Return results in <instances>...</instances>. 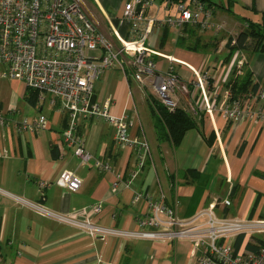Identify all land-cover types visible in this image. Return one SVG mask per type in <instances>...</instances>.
<instances>
[{
    "label": "crops",
    "instance_id": "obj_1",
    "mask_svg": "<svg viewBox=\"0 0 264 264\" xmlns=\"http://www.w3.org/2000/svg\"><path fill=\"white\" fill-rule=\"evenodd\" d=\"M90 2L101 18L97 19L100 29L117 47L121 42L113 29L122 40L137 38L130 25L122 22L124 0ZM178 4L153 0L145 16L162 19L178 15ZM261 12L264 0H232L230 10L217 7L210 22L222 24L224 36L215 26L206 29L199 25L194 31L190 22L180 27L155 24L145 42L154 52L150 57L157 72L164 73L174 65L179 81L189 83L190 68L205 71L219 62L218 109L226 104L225 92L229 90L224 85L233 65L247 63L244 67L249 68L253 80L264 86L263 52L236 50L225 64V48H221L227 37L243 27L242 16L257 18ZM177 96L180 108L202 120L199 129L188 130L174 147L166 135H159L151 105L128 69H106L95 80L93 100H109L112 115L125 114L132 121L130 137L145 138L150 145L151 158L130 180L138 148L118 147L113 124L101 117L78 120L76 133L90 155L83 161L71 148L60 151L56 146L66 127L59 101L51 104V96L45 94L43 101L31 105L24 98L22 82L1 79L0 113L7 121L0 127V264H195L189 256L188 239L91 235L85 227L43 215L19 198L69 218L126 231L138 229L139 219L147 213L145 200L132 201L136 191L153 197L163 192L180 219H188L214 199L224 197L230 205L215 204L217 216L264 218V120L245 117L236 122L219 111L210 118L202 110L188 109L185 95L177 92ZM40 114L47 119L46 128H23V123L32 124ZM97 160L109 164L110 170L97 167ZM64 170L81 180L78 190L57 183ZM117 174L122 175V181L114 189ZM251 240L243 235L239 251Z\"/></svg>",
    "mask_w": 264,
    "mask_h": 264
},
{
    "label": "built area",
    "instance_id": "obj_2",
    "mask_svg": "<svg viewBox=\"0 0 264 264\" xmlns=\"http://www.w3.org/2000/svg\"><path fill=\"white\" fill-rule=\"evenodd\" d=\"M152 3L153 0H124L122 22L130 25V32L137 38L122 40L113 29L121 42L117 47L111 36L100 29L98 20L84 0H0V80L17 79L25 87L38 90V103L44 100L45 94L51 96V104L58 100L59 108L67 115V124L56 146L60 151L65 147L71 148L83 161H88L90 155L83 138L76 133L78 120L81 117H101L113 124L114 140L118 147L138 148L130 180L135 179L145 167L151 158V149L145 138L130 137L132 121L125 114L112 115L109 100L103 103L93 100L94 82L106 69L119 68L124 72L128 69L129 76L140 90L146 93L150 89L154 97L170 111L179 107L178 92L188 98V109L193 112L202 110L210 118L219 111L224 118L236 122L245 117L264 120L262 85H259L255 95L249 94L244 101L231 100L230 91H226V104L218 109L220 85L216 71L219 62L213 63L205 71L189 67L192 73L189 83L179 81L174 65L164 73L157 72L150 57L154 52L145 42L155 24L180 27L190 22L198 23L203 28L215 26L216 29L223 25L211 23V11L197 0H192L188 6L178 4V15L168 14L162 19L145 16L146 9ZM227 40L228 37L225 43ZM94 51L99 54H92ZM257 102L260 103L259 107L254 110ZM6 121L4 114L0 113V127L5 126ZM25 127L30 131L44 129L47 119L40 114L32 124L23 123ZM95 165L110 170L109 164L99 160ZM121 181L122 175L117 174L114 189L119 187ZM57 183L76 191L81 180L64 170ZM19 200L32 205L43 215L85 227L91 235L163 238L167 241L188 239L191 242L189 256L195 264H264V242L257 251L236 252L233 247L236 236L240 234L264 239V218L230 219L217 216L215 204L230 205L228 197L216 198L198 209L192 217L180 219L175 209L167 204L163 192L153 197L144 191H136L132 201L145 200L148 209L138 221L139 228L127 231L92 225L86 220L55 213L40 204L22 198Z\"/></svg>",
    "mask_w": 264,
    "mask_h": 264
},
{
    "label": "trees",
    "instance_id": "obj_3",
    "mask_svg": "<svg viewBox=\"0 0 264 264\" xmlns=\"http://www.w3.org/2000/svg\"><path fill=\"white\" fill-rule=\"evenodd\" d=\"M171 3H187L188 6L192 0H168ZM201 2L211 12L218 8L226 10L231 9L232 0H225V3H221L216 0H197ZM243 27L235 36H229L227 42L224 45L225 56L224 63L228 64L232 54L236 50H243L247 54L255 52L264 53V12H261L257 18L251 16H242ZM194 31L199 27L198 23L190 24ZM201 27V26H200ZM195 33V32H194ZM234 39V43L232 40ZM195 48V47H193ZM247 63H243L241 66L233 65L230 71V78L225 82L224 87L230 91L231 100H241L246 98L249 94L255 95L259 90V84L253 80L252 74ZM244 68V69H243ZM38 90L25 87V100L31 105H35L38 102ZM151 105L152 112L156 119V126L159 135H166L171 141L174 147H177L185 133L190 129H199L201 118H197L196 115L182 109L180 107L173 111L166 109L162 103H160L152 94L147 97ZM62 119L63 127L66 126L67 115L63 114ZM243 235L236 236L233 247L237 252L242 241ZM264 239L261 236H253L251 241H247L244 249L249 251H257L263 244Z\"/></svg>",
    "mask_w": 264,
    "mask_h": 264
},
{
    "label": "rangeland",
    "instance_id": "obj_4",
    "mask_svg": "<svg viewBox=\"0 0 264 264\" xmlns=\"http://www.w3.org/2000/svg\"><path fill=\"white\" fill-rule=\"evenodd\" d=\"M85 1V3L90 7V10L96 15V19H98L99 21H101L100 19L101 18H99V15L97 14V11L93 8L92 9V5H91V2H90V0H84ZM216 1H220V0H216ZM206 29H208V28H206ZM223 29V26H222V28H221V30ZM223 31V30H222ZM221 31V32H222ZM224 33H222V36H224L225 34H226V32L225 31H223ZM92 54H99V52L98 51H94V52H92ZM219 73V72H218ZM145 94V97H146V99H147V97L149 96V94H152L153 95V93L151 92V90L150 89H147V91H146V93H144ZM154 96V95H153ZM151 149V148H150Z\"/></svg>",
    "mask_w": 264,
    "mask_h": 264
}]
</instances>
